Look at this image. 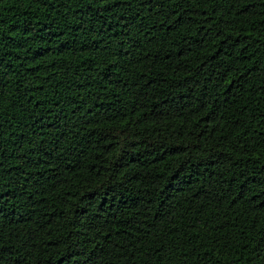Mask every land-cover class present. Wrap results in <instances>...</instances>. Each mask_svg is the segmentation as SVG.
Listing matches in <instances>:
<instances>
[{"label": "trees", "instance_id": "16d2710c", "mask_svg": "<svg viewBox=\"0 0 264 264\" xmlns=\"http://www.w3.org/2000/svg\"><path fill=\"white\" fill-rule=\"evenodd\" d=\"M0 264H264V0H0Z\"/></svg>", "mask_w": 264, "mask_h": 264}]
</instances>
